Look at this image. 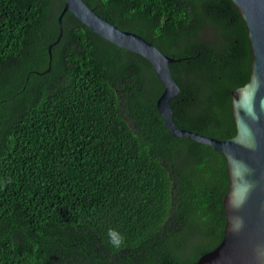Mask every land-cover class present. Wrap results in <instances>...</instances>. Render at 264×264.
I'll return each mask as SVG.
<instances>
[{
    "label": "trees",
    "instance_id": "trees-1",
    "mask_svg": "<svg viewBox=\"0 0 264 264\" xmlns=\"http://www.w3.org/2000/svg\"><path fill=\"white\" fill-rule=\"evenodd\" d=\"M83 1L178 60L179 129L235 135L251 53L230 0ZM62 7L0 0V264H195L223 238L224 155L172 137L152 66L69 12L46 72Z\"/></svg>",
    "mask_w": 264,
    "mask_h": 264
},
{
    "label": "water",
    "instance_id": "water-1",
    "mask_svg": "<svg viewBox=\"0 0 264 264\" xmlns=\"http://www.w3.org/2000/svg\"><path fill=\"white\" fill-rule=\"evenodd\" d=\"M246 28L251 53L249 80L231 90L235 135L214 139L179 129L173 121L170 101L180 88L169 64L178 61L162 54L142 37L123 31L100 18L83 0H63L57 18L58 36L47 47L50 70L51 48L62 35V18L71 13L91 32L111 44L145 59L153 68L163 91L156 109L169 134L187 138L221 152L226 159L229 186L223 198V238L195 264H264V0H230Z\"/></svg>",
    "mask_w": 264,
    "mask_h": 264
},
{
    "label": "clouds",
    "instance_id": "clouds-1",
    "mask_svg": "<svg viewBox=\"0 0 264 264\" xmlns=\"http://www.w3.org/2000/svg\"><path fill=\"white\" fill-rule=\"evenodd\" d=\"M108 235H109V242L112 243L114 246H119L122 240V237H118V234L114 236L113 230L111 229H109Z\"/></svg>",
    "mask_w": 264,
    "mask_h": 264
}]
</instances>
